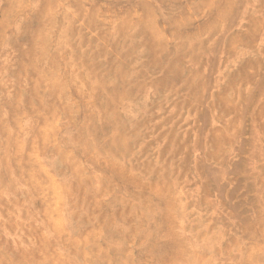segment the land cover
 <instances>
[{
    "label": "rangeland",
    "instance_id": "obj_1",
    "mask_svg": "<svg viewBox=\"0 0 264 264\" xmlns=\"http://www.w3.org/2000/svg\"><path fill=\"white\" fill-rule=\"evenodd\" d=\"M0 146V264H264V0H0Z\"/></svg>",
    "mask_w": 264,
    "mask_h": 264
},
{
    "label": "bare ground",
    "instance_id": "obj_2",
    "mask_svg": "<svg viewBox=\"0 0 264 264\" xmlns=\"http://www.w3.org/2000/svg\"><path fill=\"white\" fill-rule=\"evenodd\" d=\"M45 1V0H44ZM143 2H145V1H143ZM38 3V2H37ZM39 3H40V1H39ZM76 4V3H75ZM70 5V4H69ZM18 6V5H17ZM68 6V5H67ZM76 6V5H75ZM147 6V5H146ZM149 6V5H148ZM173 6V5H172ZM184 6V5H183ZM199 6H200V3H199ZM59 7V6H58ZM70 7V6H69ZM72 7V6H71ZM70 7V8H71ZM186 7V6H185ZM33 8H34V6H33ZM60 8V7H59ZM101 9V8H100ZM34 11H35V8H34ZM33 11V12H34ZM97 11H98V9H97ZM32 12V13H33ZM43 12H45L46 13V11H43ZM68 12V11H67ZM74 12V11H73ZM100 12H101V10H100ZM116 12V11H115ZM151 12V11H150ZM34 14V13H33ZM125 15H123V17H124ZM126 21V20H125ZM126 24V23H125ZM148 24H149V22H148ZM181 28V27H180ZM67 30V29H66ZM86 31V30H85ZM233 31V30H232ZM65 32V31H64ZM121 32H123V31H121ZM2 33V32H1ZM42 33V32H41ZM204 33V32H203ZM167 34V33H166ZM25 36V35H24ZM69 36V35H68ZM73 36V35H72ZM13 37V36H12ZM46 37H47V35H46ZM91 37V36H90ZM156 38H157V36H156ZM163 38V37H162ZM167 38V37H166ZM78 39V38H77ZM168 40V39H167ZM143 41V40H142ZM90 42V41H89ZM148 42V41H147ZM42 43V42H41ZM41 43H40V45H41ZM91 43V42H90ZM100 43V42H99ZM163 43V42H162ZM88 47H89V45H88ZM32 48V47H31ZM103 48V47H102ZM162 48V47H161ZM45 49V48H44ZM44 49H43V51H44ZM90 49V48H89ZM123 49V48H122ZM160 49V48H159ZM164 49L165 48H163V51H164ZM91 50V49H90ZM48 53V52H47ZM55 53V52H54ZM56 54V53H55ZM31 55V54H30ZM54 55V54H53ZM31 57H32V55H31ZM49 57V56H48ZM47 57V58H48ZM106 57V56H105ZM107 59V58H106ZM27 63H28V61H27ZM30 63H31V61H30ZM8 66H9V64H8ZM76 68V67H75ZM74 68V69H75ZM14 69V68H13ZM73 69V68H72ZM73 69V70H74ZM78 71H79V69H78ZM74 72V71H73ZM138 72V71H137ZM58 73V72H57ZM91 73V72H90ZM89 73V74H90ZM138 74H140V73H138ZM50 75V74H49ZM44 78V77H43ZM92 79V78H91ZM58 82V81H57ZM94 82V81H93ZM99 83V82H98ZM145 84H147V83H145ZM153 85V84H152ZM98 86V85H97ZM143 86V85H142ZM141 86V87H142ZM219 87H220V85H219ZM166 89V88H165ZM191 89V88H190ZM240 90V89H239ZM63 91V90H62ZM156 91V90H155ZM60 97H61V95H60ZM91 97V96H90ZM2 98V97H1ZM94 98V97H93ZM106 98H107V96H106ZM106 100V99H105ZM146 100V99H145ZM88 101V100H87ZM90 101V100H89ZM88 101V102H89ZM122 102V101H121ZM21 103V102H20ZM115 103V102H114ZM58 105V104H57ZM33 106V105H32ZM53 106H55V105H53ZM230 116V115H229ZM51 117V116H50ZM29 120V119H28ZM165 120V119H164ZM31 121V120H30ZM34 122V121H33ZM51 122V121H50ZM117 124V123H116ZM61 125V124H60ZM119 126V125H118ZM9 131V130H8ZM25 132V131H24ZM232 133H233V131H232ZM116 134V133H115ZM13 135V134H12ZM61 139H63V138H61ZM64 140V139H63ZM231 145V144H230ZM3 146V145H2ZM2 146H0V147H2ZM5 147H7V146H5ZM111 148V147H110ZM95 157V156H94ZM34 160V159H33ZM171 161V160H170ZM113 170V169H112ZM114 171V170H113ZM72 174V173H71ZM126 175H128V174H126ZM135 176V175H134ZM143 181V180H142ZM143 183H145V180H144V182ZM1 198V197H0ZM173 205V204H172ZM24 221H26L25 219H24ZM211 244V243H210ZM100 245V244H99ZM257 249V248H256ZM251 251H252V249H251ZM256 252V251H255ZM252 253V252H251ZM253 253H254V250H253ZM231 255V254H230ZM253 256V255H252ZM251 256V257H252ZM252 260H253V257H252ZM254 261H255V257H254ZM249 262H251V261H249ZM253 263V262H252ZM90 264H91V262H90Z\"/></svg>",
    "mask_w": 264,
    "mask_h": 264
}]
</instances>
